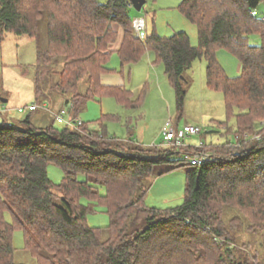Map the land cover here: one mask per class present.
Returning <instances> with one entry per match:
<instances>
[{
  "label": "trees",
  "instance_id": "16d2710c",
  "mask_svg": "<svg viewBox=\"0 0 264 264\" xmlns=\"http://www.w3.org/2000/svg\"><path fill=\"white\" fill-rule=\"evenodd\" d=\"M260 4L264 0H182L179 11L197 28L194 47L184 32L136 37L130 0L105 5L97 0H0L1 33L36 43L38 106L16 111L29 112L23 121L0 123V264H17L15 230L22 231L24 249L36 264H260L255 240L248 237H264V126L258 124L264 122V21L251 15ZM42 19L45 48L39 45ZM252 35L260 36V46L249 44ZM117 40L114 52L121 70L147 53L153 55L152 65L164 67L177 117L182 114L185 72L203 58L206 87L222 94L227 119L235 121L232 132L219 122L234 143L203 146L206 160L192 166L187 162L193 147H130L129 140L84 122L57 128V114L65 110L78 118L89 101L112 98L124 108L139 106L145 86L134 101L123 86L100 82L103 74L114 72L107 63ZM219 49L237 59L238 77H227L219 66ZM40 98H64V107L50 110V124L37 128L31 115ZM255 134L259 139H252ZM49 164L63 173L57 185L48 178ZM185 166L183 203L166 210L146 207V179ZM81 198L105 209L108 227L86 224L89 207L80 204ZM228 211L234 214L227 220Z\"/></svg>",
  "mask_w": 264,
  "mask_h": 264
},
{
  "label": "rangeland",
  "instance_id": "374dc122",
  "mask_svg": "<svg viewBox=\"0 0 264 264\" xmlns=\"http://www.w3.org/2000/svg\"><path fill=\"white\" fill-rule=\"evenodd\" d=\"M107 1L97 0L100 5H105ZM181 2L182 0H146L141 12L130 9L132 23L135 19L143 20L144 35L155 33L160 37H170L174 33L184 32L189 37L191 45L195 47L198 45L197 28L179 11L178 6ZM257 12L264 18V4L258 6ZM46 41L45 20L42 19L39 22V45L45 48ZM248 42L251 46H260L261 38L259 35H252ZM147 54H145L144 60H147L149 55ZM149 57L153 58L150 55ZM215 57L227 77L233 79L240 75L239 62L226 50H217ZM35 64L36 43L33 39L28 37L17 38L11 34L1 33L0 30V99L7 101L3 104V109L8 108L10 110L8 113H3V109H0V123L2 119L13 122L23 121L29 115V112L18 114L16 109L36 100L33 79ZM114 64H117L115 69H118L119 64L116 58ZM112 65L113 63H109L108 66L113 67ZM139 66L136 69L140 68ZM205 69L206 62L201 58L195 60L191 68L185 72L187 82L182 114L178 120L176 119L178 109L176 96L162 65L154 66V70L150 71L151 77L148 80V86L145 83L141 87L139 86L140 88L133 90L132 98L135 101L143 91V87H146L138 107L134 109L124 108L112 98H103L99 101H89L78 118L84 123H89L91 129L100 130L102 127L109 136H114L115 139L129 140L128 145L130 147L140 144L141 146L148 145L158 148L161 143V129L169 120L172 123L178 121L181 125L187 123L201 128L199 134L185 139L187 146L196 147L199 142H202L205 147L226 142L233 144V135L227 133L226 128L219 125V122H225L227 128L232 132L235 128V121L233 118L227 119L222 94L206 87ZM144 73V70L135 72L132 78L133 87L137 86V83L146 82L141 76ZM84 89L85 86L80 83L79 90L84 91ZM57 96L54 97L57 98ZM50 97L52 98L51 95ZM54 99H51L50 102L42 101L43 98L38 99L39 108L31 115V124L34 127H46L51 121L50 110L55 112L64 107V98L63 100L62 98L61 100L60 98ZM258 124L264 126V122ZM55 126L57 128L63 127L57 123ZM254 136H258V134ZM254 136L252 139H259L254 138ZM179 157L183 159L185 155L180 154ZM188 168V166L179 167L153 180L147 178L148 190L144 200L145 206L166 210L181 205L185 194V171ZM162 170L167 169L163 168ZM47 175L55 185L59 184L63 177L62 171L51 164L47 166ZM81 179L83 178L81 177ZM99 192L104 194V189L100 187ZM80 204L89 207V213L86 217V224L89 227L103 229L108 227L109 215L103 207L86 198H81ZM230 214H234L233 211L226 213L227 220L230 218ZM5 220L11 221L9 213L5 214ZM248 237L251 238V241L255 240V246L258 248L260 256L258 261L260 264H264V237L260 234L249 235ZM12 244L15 263L36 264L35 259L24 249L21 230L13 232Z\"/></svg>",
  "mask_w": 264,
  "mask_h": 264
},
{
  "label": "built area",
  "instance_id": "2783aa9c",
  "mask_svg": "<svg viewBox=\"0 0 264 264\" xmlns=\"http://www.w3.org/2000/svg\"><path fill=\"white\" fill-rule=\"evenodd\" d=\"M252 16H258L257 10H253L251 12ZM261 20L264 21V18L261 17ZM133 31L136 37L143 39L144 36V23L143 20L135 19L133 21ZM38 106L36 104H32L27 107L28 111H33ZM24 107H19L16 109L17 112L22 113L24 111ZM8 111V109L3 110ZM66 115V117H65ZM55 120L59 124H63L66 127L75 128L82 124V121L79 118L71 117L67 114V111L63 110L59 114L55 116ZM201 132V128L197 125L187 124L181 128H174L173 126L167 124V126L161 131V143L159 144L161 147L164 148H176V149H184L190 146L185 145V139L190 138L194 135H197ZM254 138H258V136H254ZM203 143L199 142L198 146L193 147L195 148V152L189 156V163L192 166H197L201 162L205 161L207 158V153L201 151L203 148Z\"/></svg>",
  "mask_w": 264,
  "mask_h": 264
},
{
  "label": "crops",
  "instance_id": "0c3cea01",
  "mask_svg": "<svg viewBox=\"0 0 264 264\" xmlns=\"http://www.w3.org/2000/svg\"><path fill=\"white\" fill-rule=\"evenodd\" d=\"M144 23V21H143ZM132 27H133V23H132ZM144 28H145V25H144ZM120 40V39H119ZM117 40V42L112 46V49H113V53L111 54L110 58H109V61L107 63V67L111 70H114V72H110V73H105L103 74L101 77H100V82L102 85H106V86H123L126 90H129L132 95H133V90H135L136 88H138L139 86L141 87L142 84H145L146 83V86H148V80L149 78L151 77V74H150V71L154 70V65H152V62H153V58H150V56L153 57V55L151 53H148V58L147 60H144L146 58V56H144L141 61H139L138 63L136 64H133V65H129L127 67H124L122 70L120 68V61H119V58L117 56V54L114 52V50L119 46L120 44V41ZM116 58V61L117 63L119 64V68L118 69H115L117 67V64H114V59ZM143 60V61H142ZM109 63H113V67H109ZM138 65H140L139 67L140 68H137ZM121 70V71H120ZM145 71V73L141 76H143V80L146 81V82H143V83H137V86H132V78L135 74L136 71ZM139 87V88H140ZM148 88V87H147ZM133 99V98H132ZM34 103V102H33ZM33 103H29L28 105H23V106H30L31 104ZM5 104V103H4ZM8 109V108H7ZM179 117L176 116V119L178 120ZM167 124L173 126L174 128H181L185 125H187V123L185 124H179L178 121H175L172 123L171 120H169V122H167L164 127H162L161 131L167 126ZM161 134V132H160ZM148 146V145H147ZM160 146V145H159Z\"/></svg>",
  "mask_w": 264,
  "mask_h": 264
},
{
  "label": "water",
  "instance_id": "95a60500",
  "mask_svg": "<svg viewBox=\"0 0 264 264\" xmlns=\"http://www.w3.org/2000/svg\"><path fill=\"white\" fill-rule=\"evenodd\" d=\"M131 2V6L132 8L136 11V12H141L143 6L146 3V0H130ZM0 101L4 104L7 101L5 99H0Z\"/></svg>",
  "mask_w": 264,
  "mask_h": 264
}]
</instances>
